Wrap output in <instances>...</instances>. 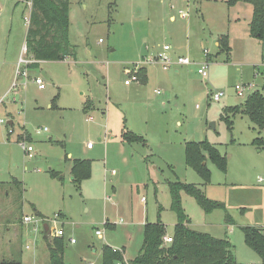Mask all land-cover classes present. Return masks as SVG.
Listing matches in <instances>:
<instances>
[{
	"label": "rangeland",
	"instance_id": "1",
	"mask_svg": "<svg viewBox=\"0 0 264 264\" xmlns=\"http://www.w3.org/2000/svg\"><path fill=\"white\" fill-rule=\"evenodd\" d=\"M30 10L28 0H0V264H40L42 254L47 264L45 224L48 235L64 231L66 264H100L104 245L124 247L123 259H132L145 223L159 218L171 236L176 216L167 185L174 182L196 185L225 208L206 214L181 192L190 229L226 239L237 264H264L241 230L255 227L264 235V146L251 145L264 133L245 114H229L231 129L221 119L224 109L260 90L264 78V48L249 32L252 6H228L226 0H69V42L76 58L39 63L25 86L19 78L11 89ZM222 36L232 48L229 58L216 46ZM164 45L178 50L168 52L173 60L184 56L192 64L167 71L141 64L151 77L124 86L125 69ZM203 63L206 78L197 74ZM37 76L42 90L31 82ZM248 83L254 88L237 97L234 86ZM216 92L223 96L214 102ZM22 132L35 147L33 158L16 142ZM125 132L144 142L123 141ZM201 141L227 160L225 173L206 161L208 183L185 164V144ZM71 158L91 162V176L79 188L69 174ZM24 216L44 221L38 234L22 223Z\"/></svg>",
	"mask_w": 264,
	"mask_h": 264
},
{
	"label": "trees",
	"instance_id": "2",
	"mask_svg": "<svg viewBox=\"0 0 264 264\" xmlns=\"http://www.w3.org/2000/svg\"><path fill=\"white\" fill-rule=\"evenodd\" d=\"M28 1L31 2V10L25 34L27 55L36 62L64 61L67 57L75 59V48L69 42V0ZM239 2L252 6L249 22L250 36L259 40L264 48V0H226L228 6H234ZM218 45L219 52L225 53L226 58H229L231 49L225 36L218 39ZM263 60L264 56H262ZM36 65L37 63H32L29 67L34 68ZM139 77H141L140 71L138 79ZM87 104L84 109H88L89 104ZM237 113L245 114L256 126L259 135L264 133V78L260 90L251 92L242 104L223 110L221 119L226 122L228 129L232 128L229 114ZM21 139L23 138H19L18 141ZM122 139L130 144L144 142L141 136L126 132L122 134ZM25 140L28 141V138ZM251 145L262 148L264 137L253 139ZM184 154L186 166L194 170L204 181L203 183H208L210 180L211 173L206 165L207 160L220 172H226L225 155L207 141L187 142ZM49 173L51 176H58L55 172L50 171ZM70 176L72 183L79 188L81 182L91 176V162L87 159H73ZM167 189L171 199L170 209L176 216L173 232L169 236L172 242L164 243L163 238L167 235L165 226L159 218L154 223H145L140 250L137 256L129 261V264H237L233 248L226 239H216L187 226L188 220L181 208L180 193L184 192L192 196L206 214L214 209L224 210L223 204L208 199L204 192L193 184L174 182L169 183ZM225 220H229V215L225 214ZM241 230L245 244L264 257V235L261 231L255 227H244ZM48 231L43 236L48 253L47 264H66L63 260V238L51 237ZM122 260V253L119 250H113L106 245L102 247L100 264H115Z\"/></svg>",
	"mask_w": 264,
	"mask_h": 264
},
{
	"label": "built area",
	"instance_id": "3",
	"mask_svg": "<svg viewBox=\"0 0 264 264\" xmlns=\"http://www.w3.org/2000/svg\"><path fill=\"white\" fill-rule=\"evenodd\" d=\"M170 49H171V47L169 45L168 46L164 45L162 47V51L160 53L152 55L149 58L143 60L142 62L135 64V66L131 70H128L126 72L127 76H129V78H127L124 81V84L130 85L132 82H137L139 80L138 79V71H139L138 69L141 68V64H146V63L147 64H159L163 71H167L173 66H190L192 64V61L189 58L184 57V56H176L175 59L173 60L170 57V55L168 54ZM26 54H27V48H26V44L24 42L22 49H21V56L19 57V60L17 63V68L15 71V77L23 79V86L26 85V82L28 80V76H29L28 75V67L30 64H32L31 61L23 58V56ZM203 55H204V57L207 58L208 53L206 51H203ZM261 65L264 68V60L261 62ZM206 70H207V64L203 63L201 65V67L199 69H197V74L202 78H206L207 77V71ZM255 75H256V73H255ZM31 82L34 83L39 90H42L44 88L43 87L44 82L40 76H37L36 78L32 79ZM16 83H17V80L12 83L11 89H15L17 87ZM252 88H254L253 83L234 86V90H235L237 97H243L244 92L246 94L247 91H251ZM254 91H256V90H254ZM254 91H252V92H254ZM155 93L159 94L158 91H156ZM222 96H223V94L221 92L213 93L211 95V100L214 102H217L220 100V98ZM41 131L42 130H38L37 133L39 134ZM43 131H47V129L45 128V129H43ZM9 133H12V131L11 132L9 131ZM26 141L27 140H25V139H21L18 142H20L19 144H20L21 148L23 149V151L25 152L26 156L28 158H33L35 156V152H36L35 147L33 145H30V144L27 145L25 143ZM87 147H91V144H87ZM258 181L261 182V179L259 178ZM55 218H58V216H55ZM43 222H44L43 220H35V219L27 217V216H24L22 218V223L24 225L32 224V226H33L32 231H33V233H37V234L39 233L40 227L43 224ZM95 235L98 238H102V233L98 230L95 231ZM51 236L62 238L64 236V231L62 229H59L56 233H53ZM163 241L166 244H169L172 242V240L169 236H165L163 238ZM70 243H74V240L70 239ZM28 248H29V246L26 245L25 249L27 250ZM115 264H129V262H127L126 260L123 259L122 261L116 262Z\"/></svg>",
	"mask_w": 264,
	"mask_h": 264
},
{
	"label": "crops",
	"instance_id": "4",
	"mask_svg": "<svg viewBox=\"0 0 264 264\" xmlns=\"http://www.w3.org/2000/svg\"><path fill=\"white\" fill-rule=\"evenodd\" d=\"M170 8H173V7H171L170 6ZM187 16V14H185V13H183L182 15H181V17H186ZM251 19V18H250ZM169 20L170 21H174V16L173 15H170V17H169ZM27 30V29H26ZM26 34V33H25ZM24 42H25V40H24ZM216 46H217V48H218V42L216 41ZM171 47H172V49H173V51L175 52V53H177L178 54V50H175L174 48H173V46L171 45ZM22 49V48H21ZM231 49V52H232V48H230ZM231 52H230V54H231ZM20 55H21V53H20ZM27 55V54H26ZM25 55V56H26ZM28 56V55H27ZM142 58H144V57H140L139 59H141V60H143ZM26 60H29V61H31V63H37V65H36V67H34V68H30V67H28V72L30 71H32V70H34V69H36L37 68V66H38V64L39 63H42V62H36V61H34V60H32V58L30 57V56H28L27 58H25ZM139 59H138V61H139ZM19 60V59H18ZM30 66V65H29ZM17 68V67H16ZM16 68H15V70H16ZM129 69H125V73L128 71ZM139 71H140V73H141V77H139V80L141 81V82H146L147 81V79L148 78H150L151 77V75H149L148 74V72H147V68H146V66H143L142 65V67L139 69ZM175 72L174 73H176L179 77L181 76V73H180V70H178L177 69V67H175V70H174ZM41 74L44 76V77H46L47 76V74H46V72L45 71H42L41 72ZM28 75H29V73H28ZM126 75H127V73H126ZM18 81V79L19 78H16L15 77V75H14V81H16V80ZM22 81H23V79H22ZM12 85V84H11ZM131 85V84H130ZM130 85H125L124 84V86H127V87H129ZM156 91H158V90H155V92ZM159 92V91H158ZM156 94V93H155ZM157 95H159V94H157ZM89 108V107H88ZM7 127H9V128H11L12 130H13V128H14V122H12V121H8V123H7ZM26 135V136H25ZM9 136V135H8ZM29 138V136L25 133V132H22V133H19L18 135H17V137H16V142H18V139L19 138H23V139H26V138ZM87 149H91V147H87ZM222 154V153H221ZM71 156V154H68V157H70ZM76 159H80V158H76ZM73 159L71 158L70 159V165H71V161H72ZM69 174H70V170H69ZM22 220V219H21ZM162 223V222H161ZM163 224V223H162ZM46 225V224H45ZM164 225V224H163ZM48 226V225H47ZM143 233V232H142ZM52 235V234H51ZM51 235H49V236H51ZM168 236V235H167ZM72 239V238H71ZM70 241V240H69ZM72 244H75V242L74 243H72ZM141 244H142V236H141ZM141 244H140V247H141ZM140 247H139V250H140ZM111 248H114V247H111ZM113 250H116L115 248L113 249ZM121 253H122V255L124 256V258H125V248L123 247V248H120V249H118ZM139 252V251H138ZM138 254V253H137ZM137 256V255H136ZM135 256V257H136ZM135 257H133L132 259H129L128 257V260H126L127 262H129V261H131V260H133ZM15 262H17V264H22L23 263V261H15ZM40 264H46L45 263V260H44V256H43V254L41 255V260H40V262H39ZM1 264H14V260H11V261H8V260H3L2 259V261H1Z\"/></svg>",
	"mask_w": 264,
	"mask_h": 264
},
{
	"label": "water",
	"instance_id": "5",
	"mask_svg": "<svg viewBox=\"0 0 264 264\" xmlns=\"http://www.w3.org/2000/svg\"><path fill=\"white\" fill-rule=\"evenodd\" d=\"M43 228H44L45 232L48 231V226L47 225H44Z\"/></svg>",
	"mask_w": 264,
	"mask_h": 264
}]
</instances>
